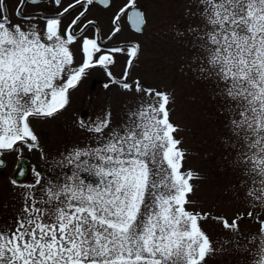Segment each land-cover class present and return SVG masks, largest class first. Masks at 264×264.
<instances>
[{"label": "snow or ice", "instance_id": "1", "mask_svg": "<svg viewBox=\"0 0 264 264\" xmlns=\"http://www.w3.org/2000/svg\"><path fill=\"white\" fill-rule=\"evenodd\" d=\"M109 2L71 0L65 6L64 0H18L9 13L0 0V155L23 146L37 148L32 121L64 111L71 91L96 67L105 70L111 84L138 94L118 127H112L110 112L95 121H78L82 130L94 134L96 146L73 148L52 161L61 169L70 166V175L43 183L36 174L35 185L28 187L40 185L42 194L26 192L21 213L11 226L0 228V264H207L209 256L222 250L213 247L202 229L201 221L210 214L188 207L195 203L188 197L199 175L182 170L185 152L174 136L180 129L170 119L171 93L139 80L128 83L139 44L106 48L97 35H85L95 27V21L84 22L90 6L108 7ZM45 3L55 5L54 15L24 16V5ZM77 7L83 10L72 16ZM125 13L143 32L145 13L137 0H126L112 17L109 41L121 31ZM186 15L201 21L176 33L185 43L191 37L189 69L216 86L230 132L225 144L235 152L232 165L247 177L240 181L241 190L253 209L264 211V0H189ZM66 16L71 17L67 24ZM74 46L82 54L79 64ZM125 48L127 66L116 79L109 66ZM246 215L259 225L258 234L248 238L239 233L244 214L231 222L212 219L235 234L224 244L235 243L247 252L250 264H264V219L253 211Z\"/></svg>", "mask_w": 264, "mask_h": 264}, {"label": "rangeland", "instance_id": "2", "mask_svg": "<svg viewBox=\"0 0 264 264\" xmlns=\"http://www.w3.org/2000/svg\"><path fill=\"white\" fill-rule=\"evenodd\" d=\"M145 2L151 7L147 22L150 28L140 41L139 58L132 78L146 87L169 92L173 97L174 102L169 105L172 110L170 119L180 129L174 136L181 141L178 147L185 152L182 170H191L199 175L198 180L192 181L195 190L188 197L195 203L188 207L189 210L210 214L208 219L201 221L202 229L213 241L214 248H222L207 258V264H250L252 257L247 252L240 250L235 243L224 244L225 240L232 241L235 234L212 219L224 217L231 222L244 214V218L238 221L239 233L248 238L258 234L259 225L256 220L247 217V212L253 211L254 215L259 214L264 219V211L259 207L253 209L241 190L240 181L247 177L241 174V168L232 165L235 152L225 144L230 132L221 112L220 99L215 95L216 86L193 75L189 69L194 55L191 37L185 43L184 37L176 35L190 24L199 25L201 21L186 15L189 0ZM191 10H196L195 5ZM79 57L76 54V61ZM80 90L85 96L84 87ZM75 91L73 94H76ZM92 96V103L102 116L100 118L107 112L111 113L112 127L126 121L128 111L138 100V94L117 86L94 90ZM78 104L84 105L82 102ZM89 111L93 112V108L90 107ZM66 112L51 119L32 121L38 137L37 148L29 150L23 146L18 151L5 152L0 156L3 158L0 166V228L11 226L21 213L26 192L34 191L38 196L42 194L40 185L34 189L28 187L35 185L37 173L43 177V183H47L49 178L56 180L57 175H65V171L54 166L53 160H61L62 153L66 154L76 147L96 146L94 134L78 126L76 114H71L74 109L69 114ZM94 120L88 114L84 121ZM18 156L28 159L32 174L29 181L13 184L10 174Z\"/></svg>", "mask_w": 264, "mask_h": 264}, {"label": "flooded vegetation", "instance_id": "3", "mask_svg": "<svg viewBox=\"0 0 264 264\" xmlns=\"http://www.w3.org/2000/svg\"><path fill=\"white\" fill-rule=\"evenodd\" d=\"M145 1L146 0H137V6L145 13L147 22H148V18L151 13V7L146 6ZM67 2H71V0H64L65 6ZM5 3L9 9V13H11L12 10L18 6V0H5ZM125 3H126V0H110L108 7H105L104 5L99 4V3H94V5L90 6V10L87 12L86 17L84 18V22L86 23L89 20L95 21V27L90 26L87 29L85 35L89 37L97 35L99 41L102 43V46L106 48L122 47L124 45H134V44H139L140 46L141 44L140 41L143 38L144 33L149 32L150 23H149V26L146 24V26L143 28L142 33L137 32L135 28L132 26V24L129 23L127 13H125L120 18L119 27L121 31L112 40L110 41L108 40V36L112 28V24H111L112 17L114 13L119 10L120 7L124 6ZM57 10L58 9H56L55 5L48 6L47 3L41 5L40 7H34L28 4L22 7L24 16H37L38 13H42L45 15H54ZM82 10L83 9L81 7H77L76 10L72 12V16H75L79 11H82ZM12 19L14 22H20L21 20V18L18 16H13ZM70 19H71L70 16H66L64 18V23L67 24ZM39 24H40V27H43L42 20L39 21ZM96 28L99 29L98 34H96ZM73 51L76 52L77 55H80L79 59H77L76 61L77 64L81 63L82 54L77 52V46L73 47ZM114 58H115L116 63L113 65H110L109 70L112 72L114 78L120 79L123 76L125 67L127 66V61H128L127 48H125L124 53H116ZM138 58H139V55L135 59L134 65L130 71V78L128 79V83L130 84L136 81V79H134V77L132 78V76H135L133 73H135L134 67L137 65ZM105 84H109V87L117 86V85L111 84L110 78L103 68L96 67L90 70L88 74L81 80L78 87L76 88V91H75L76 94H73V90L71 91V102L69 106L61 113L64 114L67 111L66 114H69L70 111L74 109V112H72L71 114H76V117L78 120H85L88 114L94 117L95 120L97 117H102L100 113L96 110V105L92 103L93 102L92 92L94 90L97 91V90L107 89L104 87ZM80 87H84L85 96L81 94ZM78 102L79 103L82 102L84 103V105L79 106ZM90 107L93 108V112L89 111ZM32 128L36 134L35 126L32 125ZM19 157L21 156H18V158ZM63 169L65 171V174H68V175L71 174L70 166L64 167ZM30 171L31 173L25 179L16 181V183H23V182L29 181L31 178V174H32L31 166H30ZM82 176L88 182H95V179H96L95 177H92V176H89L83 173H82ZM10 179H11V176H10Z\"/></svg>", "mask_w": 264, "mask_h": 264}, {"label": "water", "instance_id": "4", "mask_svg": "<svg viewBox=\"0 0 264 264\" xmlns=\"http://www.w3.org/2000/svg\"><path fill=\"white\" fill-rule=\"evenodd\" d=\"M3 161L0 159V165ZM22 173V174H21ZM29 175V164L25 157H21L15 164L14 170L11 173V178L15 181L23 180Z\"/></svg>", "mask_w": 264, "mask_h": 264}]
</instances>
